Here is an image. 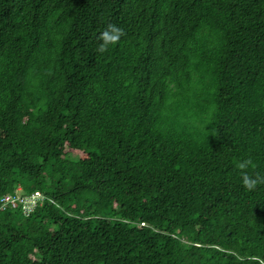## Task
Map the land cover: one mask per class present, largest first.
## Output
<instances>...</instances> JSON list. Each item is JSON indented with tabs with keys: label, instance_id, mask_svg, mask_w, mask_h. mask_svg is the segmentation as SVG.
Wrapping results in <instances>:
<instances>
[{
	"label": "trees",
	"instance_id": "1",
	"mask_svg": "<svg viewBox=\"0 0 264 264\" xmlns=\"http://www.w3.org/2000/svg\"><path fill=\"white\" fill-rule=\"evenodd\" d=\"M245 171L264 0H0V200L45 196L0 202V264H264Z\"/></svg>",
	"mask_w": 264,
	"mask_h": 264
},
{
	"label": "clouds",
	"instance_id": "2",
	"mask_svg": "<svg viewBox=\"0 0 264 264\" xmlns=\"http://www.w3.org/2000/svg\"><path fill=\"white\" fill-rule=\"evenodd\" d=\"M124 36V32L116 25H109L108 28L101 34L100 40L103 43L99 47L100 52H106L110 45H116ZM251 164V161L240 163L241 169H246ZM243 186L249 191L257 188L258 185L264 184V176L257 174L255 177L248 174L246 171L242 174Z\"/></svg>",
	"mask_w": 264,
	"mask_h": 264
},
{
	"label": "built area",
	"instance_id": "3",
	"mask_svg": "<svg viewBox=\"0 0 264 264\" xmlns=\"http://www.w3.org/2000/svg\"><path fill=\"white\" fill-rule=\"evenodd\" d=\"M20 190L16 194H8L1 198V208H17L21 207L26 215H29L34 209L45 200V196L41 193L20 194Z\"/></svg>",
	"mask_w": 264,
	"mask_h": 264
},
{
	"label": "rangeland",
	"instance_id": "4",
	"mask_svg": "<svg viewBox=\"0 0 264 264\" xmlns=\"http://www.w3.org/2000/svg\"><path fill=\"white\" fill-rule=\"evenodd\" d=\"M66 152H70V150H66ZM73 153H75L76 155H80V156H83V153L82 152H79V151H73ZM84 157V156H83ZM20 190V189H19ZM18 190V191H19Z\"/></svg>",
	"mask_w": 264,
	"mask_h": 264
},
{
	"label": "bare ground",
	"instance_id": "5",
	"mask_svg": "<svg viewBox=\"0 0 264 264\" xmlns=\"http://www.w3.org/2000/svg\"><path fill=\"white\" fill-rule=\"evenodd\" d=\"M22 210H23V209H22ZM30 214H31V213H30ZM30 214H29V215H30Z\"/></svg>",
	"mask_w": 264,
	"mask_h": 264
}]
</instances>
